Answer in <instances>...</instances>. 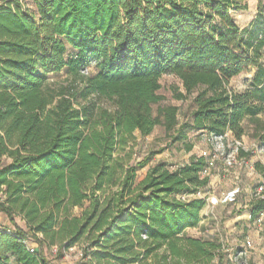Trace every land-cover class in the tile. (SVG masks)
Masks as SVG:
<instances>
[{"label":"trees","instance_id":"trees-1","mask_svg":"<svg viewBox=\"0 0 264 264\" xmlns=\"http://www.w3.org/2000/svg\"><path fill=\"white\" fill-rule=\"evenodd\" d=\"M30 1L34 11L0 4V213L13 227L0 228V264H50L30 238L63 250L87 241L86 264H209L219 247L185 233L206 206V159L173 170L157 162L137 181L159 152L129 165L130 143L162 125L187 152L192 131L264 148V5L241 28L238 0ZM63 70L68 86L55 89L47 75ZM164 75L179 79L177 100L192 97L182 123L172 106L153 115ZM253 167L264 181V166ZM262 197L250 203L253 220Z\"/></svg>","mask_w":264,"mask_h":264},{"label":"rangeland","instance_id":"rangeland-1","mask_svg":"<svg viewBox=\"0 0 264 264\" xmlns=\"http://www.w3.org/2000/svg\"><path fill=\"white\" fill-rule=\"evenodd\" d=\"M12 0H0V4ZM24 5V8H29L34 11V5L30 0H18ZM241 5L246 8L242 11L234 13V19L239 27H248L256 18L258 12V0H238ZM264 5V0H260ZM264 23V22H263ZM264 28V24H263ZM264 63V51L261 58ZM93 67L88 69V74L92 73ZM255 73V68L251 67L247 71L242 72L237 77L230 81V87L235 91H241L247 86V80ZM48 84L55 89L68 86L69 79L65 70L58 73H49L47 75ZM182 93V85L178 78L173 75H164L160 79V89L158 95L162 100L152 106L153 115L156 116L159 109L172 106L177 108V120L179 123L184 122L192 111V97L184 100H177L175 93ZM101 105L108 107L104 101H100ZM247 133H250V128L247 126ZM200 132L192 131L188 136V143L193 146L190 152L185 151L182 144L172 143L170 134L165 132L162 125L154 127L152 133L142 137L138 132L134 133V141L132 146V155L129 165H135L141 161L147 154L159 152L153 156L151 162L143 169L136 171L137 181L142 179L147 169L157 162H165L170 170L178 166H183L189 162L191 156H200L201 153H208L211 149L210 144ZM232 140L229 138L226 143V152L232 147ZM247 152V160L239 164L237 159L231 168L224 166L222 156H218L215 162L210 167V173L213 177H219L221 184L216 192L227 194L228 192L237 189V196L249 194L251 191L256 193L261 180L254 174L253 164L258 161L264 164V150L260 151L256 148L254 141L248 136L241 140V149ZM161 152V153H160ZM225 152V153H226ZM5 160L0 161V165L4 164ZM209 177V176H207ZM114 190V189H113ZM218 190V191H217ZM226 191V192H225ZM224 192V193H223ZM253 194V196H254ZM236 198L231 203H220L222 197H218V201L212 204L209 195L206 196V209L201 215L204 220L196 229L188 230L187 236L209 241L218 246V250L214 252L215 256L209 264H264V222L257 225L244 226L241 230H235V222L232 217L237 215L248 216L247 209H243L242 197ZM1 201V198H0ZM214 203V201H213ZM220 204V205H219ZM87 206V204H85ZM218 206V207H217ZM240 211H243L240 214ZM82 209L74 208L71 212L73 216H80ZM16 224L26 230L25 224L19 217L15 218ZM0 228L12 229V225L4 214L0 213ZM42 240V237H38ZM249 241L251 247H245V242ZM28 245L39 252L50 264H86V260L81 254V250L87 246V241H83L75 248L70 250L60 249L58 245L47 246L39 245L33 239L28 240ZM240 251L244 253L239 255Z\"/></svg>","mask_w":264,"mask_h":264},{"label":"built area","instance_id":"built-area-1","mask_svg":"<svg viewBox=\"0 0 264 264\" xmlns=\"http://www.w3.org/2000/svg\"><path fill=\"white\" fill-rule=\"evenodd\" d=\"M93 67V64H91L89 67L85 68L82 71L83 75H88V69ZM206 138V141L210 144L211 149L208 153L203 152L201 153V157L205 158L207 161V165L204 168V170L201 172V176L202 177H207L209 176L210 173V167L213 165V163L215 162V159L218 156H222L223 160H224V166L226 168H231L234 163L235 160L237 159L239 164L244 163L247 159L239 157L238 156V152L241 149V141H236L234 140L231 135L229 133H225L223 135L220 136H216V135H212V134H205L204 135ZM231 138L232 140V149L230 151H228V153L226 152V143L227 140ZM264 150V148L260 149V151ZM226 152V153H225ZM238 190H232L230 192H228L223 198H221V200L219 201L220 203H231L234 202L237 198V194H238ZM264 192V181L261 180L259 187L256 189V193L254 195L255 198H263L262 197V193ZM212 204H215V202ZM254 222L259 225L262 222H264V209L258 214V216L254 219ZM143 239H146V235H142ZM245 247L250 248L251 247V243L249 241L245 242ZM74 247L69 248L68 250L72 251ZM30 252H33L32 248L30 249ZM244 252L240 251L239 255H242ZM82 255V250H81V254Z\"/></svg>","mask_w":264,"mask_h":264},{"label":"crops","instance_id":"crops-1","mask_svg":"<svg viewBox=\"0 0 264 264\" xmlns=\"http://www.w3.org/2000/svg\"><path fill=\"white\" fill-rule=\"evenodd\" d=\"M256 162H258V161H256ZM259 163H261V162H259ZM261 164L264 166L263 163H261ZM254 174L256 175V177H258L261 180L260 174H258L256 171H254ZM208 178H209L208 186L204 190V194L203 195L204 196L209 195V198L211 199V202L212 201H214V202L216 201L217 202L218 199H219L218 197H222L223 198L226 195V194H222L220 192H216V189L220 190V188L218 186L221 184V182H220L221 180L217 176L216 177L211 176V174H209ZM253 193L254 192L251 191L249 194H244L243 196H241V195L237 196V199H239L240 196L242 197V203L241 204L243 205V209H247L244 212H248L247 213L248 216L237 215V216L232 217L231 222L236 221L234 223L235 224V227H234L235 230H238V229L241 230V229L244 228V226H249V225H254L255 226V222H254L253 219L250 218V214H249L250 203H251V201L253 200V197H254ZM204 209H206V206H205ZM204 209L200 213L201 221H200L199 225L202 224L203 221H204L202 219V216H201L204 213ZM242 213H243V211H240V214H242ZM199 225L197 227H199ZM197 227L191 228V229H187L185 231L186 235H187V231L188 230L196 229Z\"/></svg>","mask_w":264,"mask_h":264}]
</instances>
